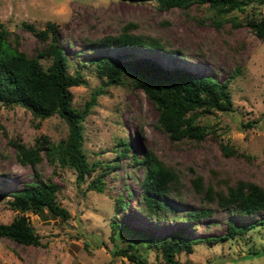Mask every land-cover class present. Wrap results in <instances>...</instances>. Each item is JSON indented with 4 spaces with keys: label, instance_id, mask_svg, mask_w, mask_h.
<instances>
[{
    "label": "rangeland",
    "instance_id": "374dc122",
    "mask_svg": "<svg viewBox=\"0 0 264 264\" xmlns=\"http://www.w3.org/2000/svg\"><path fill=\"white\" fill-rule=\"evenodd\" d=\"M263 12V5L250 3L216 24L212 22L215 13L206 4L159 8L155 0H0V22L11 37H18L19 48L29 55L47 41L40 40L26 24L37 29L49 21L57 25L58 41L70 61L69 72L79 69L86 79L70 88L73 105L83 107L95 88L102 89L82 122L87 159L104 164L116 160L113 167L98 166L77 182L72 168L54 169L44 156L36 169L59 185L57 200L69 216L60 219L27 211L41 243L25 245L0 238V264H134L113 253L121 247L134 250L147 264H167L142 231L163 235L182 230L191 237L218 236L225 232L228 220L242 224L263 217L264 210L243 217L229 213L216 201L204 202L190 181L195 173L207 180L211 169H216L230 182L243 179L264 186V37H257L245 23H234ZM129 21L137 24L132 32L159 37L164 48L98 44L99 38L116 34ZM96 55L148 58L165 67L209 74L219 81L228 79L232 110L201 113L199 121L209 127L206 137L174 145L154 125L157 110L145 92L127 75L124 83L105 84L88 62ZM41 61L49 63L48 58ZM67 131L57 114L39 119L20 105L0 104V188H22L34 179L32 166L18 161L12 140L31 146L37 137L57 141ZM120 138L129 142L130 153L142 156L152 149L181 171L180 191L163 197L168 205L164 219H150L140 211L144 167L133 163L129 155L116 156ZM221 143L232 146L236 153H224ZM102 172L105 191L85 190L87 182ZM119 195L126 205L117 209ZM204 204L210 209L208 215L185 218L189 210ZM16 213L7 198L0 199V222L11 221ZM110 220L126 225L114 232L113 239ZM175 257L178 264H264V225L213 244L199 241L192 251H181Z\"/></svg>",
    "mask_w": 264,
    "mask_h": 264
},
{
    "label": "trees",
    "instance_id": "16d2710c",
    "mask_svg": "<svg viewBox=\"0 0 264 264\" xmlns=\"http://www.w3.org/2000/svg\"><path fill=\"white\" fill-rule=\"evenodd\" d=\"M155 3L159 8H189L192 4H206L215 13L212 22L216 24L226 14L250 3L264 6V0H155ZM235 22L245 23L257 37H264V12ZM26 26L40 40L47 41L32 55L19 48L18 37H11L10 31L0 22V104L20 105L39 119L57 114L65 121L68 131L65 137L57 141H51L46 136L43 139L37 137L31 146H26L19 140L11 141L18 161L32 166L34 179L22 188H0V199L7 198L10 206L17 211L11 221L0 222V238L6 237L25 245H38L41 243L40 237L29 223L26 212L60 219H66L69 212L57 200L59 185L40 176L36 164L45 156L54 169L58 166L72 168L76 173V181L82 182L98 166L113 167L116 160L114 159L112 164H104L100 160L90 162L83 148L82 122L102 89L95 88L83 107H75L70 88L86 83V79L79 69L69 72L70 61L58 41L57 25L49 21L41 29L32 24ZM136 26V22L129 21L116 34L99 38L98 44L164 48L159 37L132 32V28ZM42 58H48L49 63L44 65ZM88 62L94 65L96 74L104 79L105 84H121L125 82L126 75L129 76L132 83L145 92L156 108L154 125L164 132L174 145L185 140L200 142L206 137L209 127L199 121L201 113L232 110L233 100L228 89V79L219 81L209 74H199L181 67H165L148 58L121 59L96 55L88 59ZM240 124L245 126L243 122ZM220 146L224 153H236L235 148L228 144L221 143ZM129 148V142L120 138L115 151L118 158L129 155L133 163L144 167L140 182V211L150 219H164L168 205L163 197L180 191L181 171L161 159L152 149H147L142 156H137L130 153ZM42 151L44 154H41ZM211 173L207 180L199 173L190 178L193 188L201 194L204 202L216 201L229 213L243 217H253L264 210V186L243 179L230 182L216 169H211ZM85 190L104 192L103 172L92 177ZM115 200L117 209L126 205L120 195ZM209 212L210 209L204 204L198 210H189L185 218L195 220L208 215ZM109 225L111 239L117 229L126 227L124 223L114 220H110ZM257 225H264V216L244 221L242 224L228 220L225 232L218 236L191 237L184 235L182 230L163 235L146 231L141 233L151 246L159 249L164 263L178 264L176 254L192 251L194 244L199 241L213 244L245 234ZM113 253L126 256L134 264H147L128 247H121Z\"/></svg>",
    "mask_w": 264,
    "mask_h": 264
}]
</instances>
